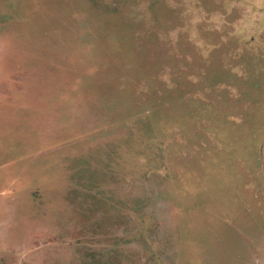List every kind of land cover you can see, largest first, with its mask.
<instances>
[{
    "label": "rangeland",
    "instance_id": "rangeland-1",
    "mask_svg": "<svg viewBox=\"0 0 264 264\" xmlns=\"http://www.w3.org/2000/svg\"><path fill=\"white\" fill-rule=\"evenodd\" d=\"M0 264H264V0H0Z\"/></svg>",
    "mask_w": 264,
    "mask_h": 264
}]
</instances>
